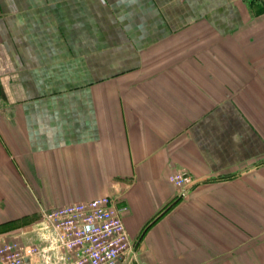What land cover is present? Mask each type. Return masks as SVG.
<instances>
[{
    "label": "crops",
    "instance_id": "0c3cea01",
    "mask_svg": "<svg viewBox=\"0 0 264 264\" xmlns=\"http://www.w3.org/2000/svg\"><path fill=\"white\" fill-rule=\"evenodd\" d=\"M101 195L132 264H264V0H0V244Z\"/></svg>",
    "mask_w": 264,
    "mask_h": 264
},
{
    "label": "built area",
    "instance_id": "2783aa9c",
    "mask_svg": "<svg viewBox=\"0 0 264 264\" xmlns=\"http://www.w3.org/2000/svg\"><path fill=\"white\" fill-rule=\"evenodd\" d=\"M169 181L181 194L192 184L183 170L172 172ZM124 209L109 195L45 209L32 241L0 244V264H132L136 245L125 230Z\"/></svg>",
    "mask_w": 264,
    "mask_h": 264
}]
</instances>
